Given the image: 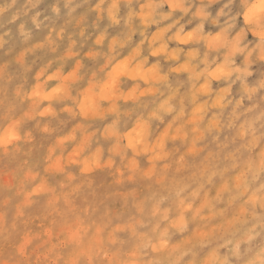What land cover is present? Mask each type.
Segmentation results:
<instances>
[{"label":"clouds","instance_id":"obj_1","mask_svg":"<svg viewBox=\"0 0 264 264\" xmlns=\"http://www.w3.org/2000/svg\"><path fill=\"white\" fill-rule=\"evenodd\" d=\"M93 2L0 0V133H17L0 145V264H264V0H120L141 4L139 16L107 25L117 36L103 44L92 43L99 17L61 14ZM53 25L62 40L36 43ZM169 44L154 73L101 92L133 49L132 66L148 70ZM73 66L63 94L29 106L36 68ZM70 130L81 162L53 172L46 144ZM84 160L97 162L91 172ZM38 177L45 192L22 201Z\"/></svg>","mask_w":264,"mask_h":264},{"label":"rangeland","instance_id":"obj_2","mask_svg":"<svg viewBox=\"0 0 264 264\" xmlns=\"http://www.w3.org/2000/svg\"><path fill=\"white\" fill-rule=\"evenodd\" d=\"M170 3H171V0H170ZM97 5H99V7H97ZM139 5H140V7H138ZM38 7L42 8L43 5H39ZM141 7H142L141 4H136L134 8L129 9V8L125 7L123 4H121L120 0H111L110 3L102 2V0H94V2L92 3V9H95V12H93L92 9H89L86 6L82 5L81 7H77L75 9V12H71L70 15H69V12H70L69 9H62L61 10V14L69 16V19L73 20V23H75L76 20H81V21L87 23V22H89V18H91L92 21H95L96 18L99 17V25H100V27H98L95 30V32L93 33V35H92V43L94 44L96 40H100L101 44H103V42L105 40H108V42L111 43L112 42L111 37L112 36H117V34L115 32H113L111 29H108L107 31L105 30L107 28V25L112 24L114 21H119L121 19V17L127 18V16L130 15V14H136V18H138L139 9ZM133 23H135V20L133 21ZM57 24L62 26L63 25V21H57ZM158 31H160V30L155 25L151 26V34H152V36H156ZM62 38L63 37H62V33L60 31V27H57V26L53 25V26H49L48 28H46L43 31V33H42L41 39H39V40H37L35 42L36 43H44L46 45H48V44L55 45L60 40H62ZM176 43L177 44H183L184 42L183 43L182 42L179 43L178 40L176 39ZM159 47L160 46L158 45L157 47L152 49L154 55L151 58L152 62H153V65H152V69L149 67L150 70L149 69L145 70L143 65L140 64V63H137L136 64L137 65L136 68L135 67L133 68V66L131 64L130 57L135 52L134 51L135 49L132 50V53H129L128 55H126L123 58L124 60H126L128 62H126V61L124 62L123 59H122V61H118L119 63H116L114 65L115 67L113 66V68L110 70L111 71L110 80L100 86L101 89L103 88L102 90H104L103 93L105 92L106 94H109L110 93L109 90H111V87H110L111 86V82L113 80H116L115 82L117 83L118 80L122 76H125V75H127L129 77H136V76H140V75L147 76L153 71V68H154V72H155L156 69L153 66L155 65L156 57L157 56H164L166 53L169 52V49L175 47V44H169L167 48L163 47L162 48L163 51L159 50V49H161V47L160 48ZM85 55H87V53H85ZM23 56H24V50L20 49L18 51V53H17V56L14 59H21V58H23ZM127 57H128V59H127ZM123 62L126 63V67H127V71L126 72H121L120 70H118V68L121 67L124 64ZM116 65H119V66H116ZM116 67H118V68L116 69ZM182 67H185V66H182ZM141 69H142V71H141ZM12 70L14 71L15 67H13ZM113 70H114V72L112 73ZM117 70L120 73L117 74L116 73ZM73 71H74V66H73V68H69L67 70H65L64 67L51 68L50 70L47 71V73L45 75H43L41 77L40 69L36 68L31 73V77H30L31 83L28 86V91H27V99H28V102H29V106H31V102H32L33 98L35 97V98L39 99L40 102L44 103L45 106L47 107L58 96H60L61 94L64 93L65 87H66V82L72 78ZM127 72H129L131 74L128 75L129 73L127 74ZM133 72H135V73H133ZM114 74L117 75V76L115 77ZM123 74H125V75H123ZM36 75H38V76H36ZM212 76L214 77V75H212ZM214 78H219V77H214ZM57 83L59 84V87H55L54 88V86H56V85L58 86ZM108 85H110V86H108ZM115 86H116V84H114V87ZM200 86H201L200 88H201V92H202L203 91V89H202L203 84H201ZM35 88H37L38 90H36ZM107 88H110V89H107ZM33 89H35V90H33ZM51 90L52 91L54 90V91H57V92H54V91L52 92ZM206 91H207V89H206ZM204 92H205V90H204ZM204 92H202V93H204ZM217 92H219V90H217ZM206 93L207 92H205V94ZM54 94L57 95V96H55ZM93 96L94 95H91V96L89 95L86 98V102H88V103H85V105H84V109H85L86 112L92 110L93 107H94L95 96H94V98H93ZM217 97H216V99L214 98V101L216 103H217V99L219 98V97L218 98ZM89 99H91V100H89ZM90 103L91 104L93 103V106H90L91 105ZM87 104H90V105H87ZM85 106H87L88 109ZM90 107H92V108L90 109ZM197 110H199V108ZM74 127H76V126H74ZM165 127H167L166 128L167 130H165L164 133H163V129H162V131L160 133V135L163 134V136L161 135L160 136L161 138H159L161 144L166 141V139H167V137H168V135H169V133L171 131L170 126L166 125ZM140 128H143V127L141 126ZM137 129L140 130L139 128H135L133 130H130L128 136L130 134H133L134 135V136L132 135V139H133L136 136V133L138 132ZM4 133H5V135H6V133L7 134L11 133V134L10 135H6L7 137L5 139H3V140L0 139V145H5V144L11 143L15 139V137L17 135L16 131L14 129H12V128H8ZM3 135L4 134L2 133L0 136L2 137ZM143 135L141 136V138L143 137ZM173 138H175V134L174 133H173ZM138 139H140V138H138ZM138 139H137V136H136V139L134 138L130 142L134 145L135 144V140H136V142H138L139 141ZM69 144L73 145L70 149L68 148ZM191 146L192 147H189L188 151H190V152L196 151L195 144L193 143ZM82 148H83V141L82 140L80 142H77V143L73 142V132L71 130L68 133L64 134V135H57L55 137V139L51 140L50 142H48L46 144L45 152H44L45 160L47 161L46 168H48L51 171L55 172L57 169L61 168L64 164L67 163L68 157H71L73 159L72 160L73 163H80L81 162L80 161V156H81ZM190 149H192V150H190ZM76 150L77 151L79 150L78 151L79 153ZM54 162H57L58 164L54 163ZM94 163H97V162L96 161L95 162L92 161L90 163L88 160H84L83 161L84 170L86 172H91L93 170ZM54 164H56L57 167L56 166L54 167ZM86 165H88V166H86ZM86 167H88V169ZM6 179H7V177H6ZM108 183H111V179H109ZM46 187H47V185H46L45 181L38 177L37 181H35L33 183V185H32L31 192L29 193L28 191H25L22 194V196H21V200L22 201H27V199H29L30 195L31 196H36V197L41 196L45 192ZM36 226L37 227L40 226V223L38 221L36 222Z\"/></svg>","mask_w":264,"mask_h":264},{"label":"bare ground","instance_id":"obj_3","mask_svg":"<svg viewBox=\"0 0 264 264\" xmlns=\"http://www.w3.org/2000/svg\"><path fill=\"white\" fill-rule=\"evenodd\" d=\"M138 7H140V5H139ZM111 8H112V7H111ZM115 9H116V8H115ZM138 15H139V14H138ZM176 39L178 40L179 43H180V42H182V43L185 42V40H187V32H186L184 35H176ZM160 47H161V49H159V50H162L163 47H162V46H160ZM160 47H159V48H160ZM155 50H156V49H155ZM134 51H135V50H134ZM162 51H163V50H162ZM19 58H20V57H19ZM127 59H128V57H127ZM123 60H124V59H123ZM120 61H122V59H121ZM125 61H126V60H124V62H125ZM124 62H123V63H124ZM126 62H128V61H126ZM117 63H119V62H117ZM120 63H121V62H120ZM116 66H119V65H116ZM136 66H137V65L133 66V68H134V67L136 68ZM114 67H115V66H114ZM153 67H154V66H153ZM112 68H113V67H112ZM112 68H111V69H112ZM117 68H118V67H116V69H117ZM133 68H132V69H133ZM150 68L152 69V66H150ZM150 68H149V70H150ZM118 70H120L121 72H126V71H127L126 63H124L121 67H119ZM118 70L116 71L117 74L120 73ZM134 71H135V70H134ZM141 71H142V69H141ZM113 72H114V70L112 71V73H113ZM144 72H145V71H144ZM146 72H147V71H146ZM150 72H151V71H150ZM150 72H149V73H150ZM152 72L154 73V68H153V71H152ZM152 72H151V73H152ZM128 73H129V72H127V74H128ZM133 73H135V72H133ZM130 74H131V73H129L128 75H130ZM39 75H40V74H39ZM114 75H115V74H114ZM123 75H125V74H123ZM211 75H214V77H221V76L224 75V70H223V69H217L216 71L212 72ZM36 76H38V75H36ZM116 76H117V75H115V77H116ZM113 77H114V76H113ZM115 81H116V80H113V81L111 82V86L108 85V86L111 87V90H109L110 93H111L112 89L114 88V84H116ZM57 84H58V83H57ZM106 85H107V84H106ZM106 85H105V86H106ZM55 87H59V84H58V86H57V85L54 86V88H55ZM102 87H103V86H102ZM200 87H201V86H200ZM35 89L38 90L37 88H35ZM35 89H33V90H35ZM58 89H59V88H58ZM102 89H103V88H102ZM102 89H101V92L104 91V90H102ZM104 89H105V88H104ZM107 89H110V88H107ZM202 89H203L202 92H204V90H205V92H207V91H206V87H205L204 84H203ZM51 91H52V90H51ZM51 91H50V92H51ZM53 91H54V90H53ZM53 91H52V92H53ZM59 91H60V90H59ZM109 91H108V92H109ZM47 92H48V91H47ZM50 92H49V93H50ZM52 92H51V93H52ZM54 92H57V91H54ZM106 92H107V91H106ZM205 92H204V93H205ZM49 93H48V94H49ZM104 93H105V92H104ZM110 93H109V94H110ZM54 95H55V94H54ZM55 96H57V95H55ZM90 96H91V95H90ZM47 97H48V96H47ZM49 97H50V96H49ZM51 97H52V96H51ZM86 98H87V97H86ZM86 98L84 99V105H85V103H88V102H86ZM90 98H91V97H90ZM93 98H94V96H93ZM214 98L216 99V97H214ZM217 98H218V97H217ZM89 100H91V99H89ZM214 102H215V101H214ZM221 102H222V101L219 100V98H218V99H217V103H221ZM93 103H94V102H93ZM93 103H92V104L90 103L91 105H90V104H87V105L93 106ZM85 107L88 109L87 106H85ZM91 108H92V107H90V109H91ZM138 128H139L140 130L137 129L138 132L136 133V136H137V139H138V138L141 139V136L144 134V128H140V127H138ZM166 128H167V127L163 128V133H164L165 130H167ZM1 134H2V133H1ZM1 134H0V135H1ZM3 134L5 135L4 132H3ZM10 134H11V133H9V134L6 133V135H10ZM174 134H175V133H174ZM4 135H3L2 137L0 136V137H1L0 139L3 140V139H5V138L7 137L6 135H5V136H4ZM132 135H133V134H130V135L128 136L129 141H132L134 138L136 139V136L132 139ZM161 135L163 136V134H161ZM161 135H160V136H161ZM175 135H176V134H175ZM133 136H134V135H133ZM159 138H161V137H159ZM140 139H138V140H140ZM161 140H162V139H161ZM162 141H163V140H162ZM133 143H134V142H133ZM135 143H136V140H135ZM162 144H164V143H162ZM79 147H80V146H79ZM79 147H78V148H79ZM190 147H192V146H190ZM73 150H74V149H73ZM190 150H192V149H190ZM76 151H77V150H76ZM78 151H79V150H78ZM78 151H77V152H78ZM78 153H79V152H78ZM58 157H59V156H58ZM64 157H65V156H64ZM72 160H73V159H72ZM56 161H57V160H56ZM67 162H68V161H67ZM93 162H95V161H93ZM54 163H57V162H54ZM57 164H58V163H57ZM94 164H95V163H94ZM55 166L57 167L56 164H54V167H55ZM86 166H88V165H86ZM83 167H84V166H83ZM89 167H90V166H89ZM86 168L88 169V167H86ZM90 169H91V168H90ZM90 169H89V170H90ZM38 222H39V221H38Z\"/></svg>","mask_w":264,"mask_h":264}]
</instances>
